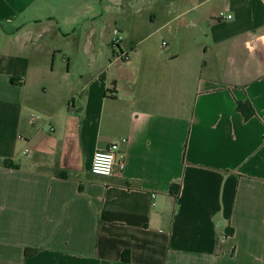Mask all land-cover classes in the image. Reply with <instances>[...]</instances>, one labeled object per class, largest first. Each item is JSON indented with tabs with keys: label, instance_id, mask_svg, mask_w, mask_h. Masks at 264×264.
I'll list each match as a JSON object with an SVG mask.
<instances>
[{
	"label": "crops",
	"instance_id": "0c3cea01",
	"mask_svg": "<svg viewBox=\"0 0 264 264\" xmlns=\"http://www.w3.org/2000/svg\"><path fill=\"white\" fill-rule=\"evenodd\" d=\"M0 264H264V0H0Z\"/></svg>",
	"mask_w": 264,
	"mask_h": 264
},
{
	"label": "built area",
	"instance_id": "2783aa9c",
	"mask_svg": "<svg viewBox=\"0 0 264 264\" xmlns=\"http://www.w3.org/2000/svg\"><path fill=\"white\" fill-rule=\"evenodd\" d=\"M220 20H230L232 15H227L225 13H220L218 15ZM114 35L117 37L114 41V45L117 46L120 40L119 30H114ZM167 44L163 43L162 47H165ZM34 120L38 119V116L33 117ZM127 143V139H122L119 141H114L111 143L108 149L98 150L94 153L92 164H91V173L96 176L101 177H110L114 174L115 170H118L119 174H123L125 169L124 162L117 161L116 151L119 148L120 144ZM29 151L25 150V154H28Z\"/></svg>",
	"mask_w": 264,
	"mask_h": 264
},
{
	"label": "trees",
	"instance_id": "16d2710c",
	"mask_svg": "<svg viewBox=\"0 0 264 264\" xmlns=\"http://www.w3.org/2000/svg\"><path fill=\"white\" fill-rule=\"evenodd\" d=\"M237 110L239 112H241L246 119H249V118H251V117H253L255 115L253 109L251 108V106L247 102H245V103L244 102H239L238 106H237ZM176 189H177V187L176 188L175 187L171 188L172 192H174L175 195L178 194V190H176ZM37 252H38V250H32V249L28 250L26 252V256L27 257L32 256V255L36 254ZM127 254L128 253H126V255H124V261H126V262H128L129 259H130L129 257H127Z\"/></svg>",
	"mask_w": 264,
	"mask_h": 264
}]
</instances>
